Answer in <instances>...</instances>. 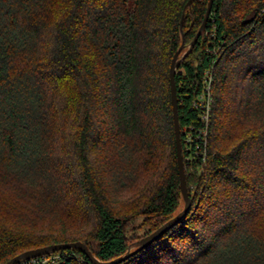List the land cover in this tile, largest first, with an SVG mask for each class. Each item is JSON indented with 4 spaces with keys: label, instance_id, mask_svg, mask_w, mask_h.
I'll list each match as a JSON object with an SVG mask.
<instances>
[{
    "label": "trees",
    "instance_id": "16d2710c",
    "mask_svg": "<svg viewBox=\"0 0 264 264\" xmlns=\"http://www.w3.org/2000/svg\"><path fill=\"white\" fill-rule=\"evenodd\" d=\"M188 1L0 0V264L109 262L183 209L170 67L210 0ZM175 80L191 207L118 264H264V0H214Z\"/></svg>",
    "mask_w": 264,
    "mask_h": 264
},
{
    "label": "water",
    "instance_id": "95a60500",
    "mask_svg": "<svg viewBox=\"0 0 264 264\" xmlns=\"http://www.w3.org/2000/svg\"><path fill=\"white\" fill-rule=\"evenodd\" d=\"M194 0H189L187 3V7L191 6ZM214 0H210L208 5V10L204 19L203 24L201 25L199 31L197 32V35L195 36L194 40L192 41L191 45L189 46V49L182 55V49L184 48L185 42L183 40L180 48L175 53L172 64L170 67V80H171V96H172V104H173V116H174V125H175V133H176V143H177V154H178V168H179V175H180V185H181V191L184 199V207L183 209L177 213L172 219L167 221L163 226L156 229L151 234L143 237L139 241H137L133 246L129 247V250L126 254L112 260L109 262H102L98 260L93 253L90 251V249L87 247V245L82 241H76V242H69V243H59L54 245H49L45 247H40L37 249H32L25 251L14 258H12L10 261H8L6 264H17L23 260H28L30 258L38 257L41 255H46L58 250L62 249H69V248H77L82 251H84L92 260H94L98 264H118L127 258H129L132 254L140 251L144 247L148 246L149 244L156 241L162 234H164L169 228L175 226L178 224L189 212V209L191 207V196L189 193L188 185H187V177H186V167H185V160L183 155V146H182V140H181V126H180V119H179V104H178V92H177V84L175 80L176 71L179 65V61L182 57L186 56L191 49L194 47L196 42L198 41L202 31L205 29L206 24L208 22V19L211 14L212 6H213ZM134 247V250L132 248Z\"/></svg>",
    "mask_w": 264,
    "mask_h": 264
},
{
    "label": "built area",
    "instance_id": "2783aa9c",
    "mask_svg": "<svg viewBox=\"0 0 264 264\" xmlns=\"http://www.w3.org/2000/svg\"><path fill=\"white\" fill-rule=\"evenodd\" d=\"M205 99L203 98V104L204 102L205 105H206V108H205V113L203 114L202 118L205 119L206 121H208V115H209V112H210V109H211V81L209 82V84H207V87H206V90H205ZM206 134V133H205ZM37 257H34V258H31L32 259V262L31 264H39V262H41L42 264H58V260H59V256L58 255H54V254H50L49 256L47 257H42V261L39 259H36ZM26 261V260H24ZM23 261V263H24Z\"/></svg>",
    "mask_w": 264,
    "mask_h": 264
},
{
    "label": "rangeland",
    "instance_id": "374dc122",
    "mask_svg": "<svg viewBox=\"0 0 264 264\" xmlns=\"http://www.w3.org/2000/svg\"><path fill=\"white\" fill-rule=\"evenodd\" d=\"M143 176H142V178H140V179H138L137 180V184H136V186L138 187L137 188V191L138 192H136V193H133V192H126V195L127 196H130V197H132V196H134V197H132L133 199L132 200H137V199H141V196L139 195V193H141V192H139V190L141 189L140 187L143 185V182L144 181H146L150 176H151V173H150V171H147V172H144L143 174H142ZM140 196V197H139ZM129 197V198H130ZM128 198V199H129ZM125 205H127V202L125 201V203H124ZM184 206V205H183ZM142 219L143 218H139V217H137V218H135L133 221H132V223H133V227H132V229H133V231H132V233H133V235L134 236H136V234L138 235V234H142L144 231V229H143V227L141 226V221H142ZM137 227V228H136Z\"/></svg>",
    "mask_w": 264,
    "mask_h": 264
}]
</instances>
